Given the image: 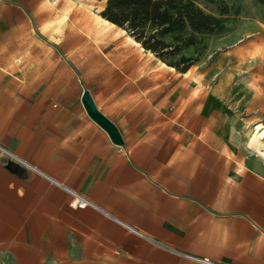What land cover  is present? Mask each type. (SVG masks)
I'll return each mask as SVG.
<instances>
[{"label": "crops", "instance_id": "obj_1", "mask_svg": "<svg viewBox=\"0 0 264 264\" xmlns=\"http://www.w3.org/2000/svg\"><path fill=\"white\" fill-rule=\"evenodd\" d=\"M82 9L0 3V264H264V174L219 87Z\"/></svg>", "mask_w": 264, "mask_h": 264}, {"label": "rangeland", "instance_id": "obj_2", "mask_svg": "<svg viewBox=\"0 0 264 264\" xmlns=\"http://www.w3.org/2000/svg\"><path fill=\"white\" fill-rule=\"evenodd\" d=\"M75 1L101 21L107 0ZM189 1L216 17L218 28L198 32L186 27L162 35L147 27L146 38L155 35L151 43L163 42L157 53L151 52L173 68L174 76L188 73L191 86L198 87L196 91H212L207 89L209 84L219 87L220 111L231 122L246 127L235 132L246 138L234 141L236 162L264 174V143L250 146L258 124L264 125V0Z\"/></svg>", "mask_w": 264, "mask_h": 264}, {"label": "trees", "instance_id": "obj_3", "mask_svg": "<svg viewBox=\"0 0 264 264\" xmlns=\"http://www.w3.org/2000/svg\"><path fill=\"white\" fill-rule=\"evenodd\" d=\"M102 17L131 34L143 48L158 52L163 42H152L155 35L146 38L145 28L161 31L162 35L183 31H214L219 20L189 0H107ZM140 30V32H138Z\"/></svg>", "mask_w": 264, "mask_h": 264}, {"label": "water", "instance_id": "obj_4", "mask_svg": "<svg viewBox=\"0 0 264 264\" xmlns=\"http://www.w3.org/2000/svg\"><path fill=\"white\" fill-rule=\"evenodd\" d=\"M82 102L90 118L102 127L110 136L113 143L124 145V140L116 124L105 116L97 107L89 90L84 89Z\"/></svg>", "mask_w": 264, "mask_h": 264}, {"label": "bare ground", "instance_id": "obj_5", "mask_svg": "<svg viewBox=\"0 0 264 264\" xmlns=\"http://www.w3.org/2000/svg\"><path fill=\"white\" fill-rule=\"evenodd\" d=\"M257 143H264V125L263 124H258V126L255 129V133L252 135L250 139V144H251L250 146H253V144H257ZM262 154L264 156V152Z\"/></svg>", "mask_w": 264, "mask_h": 264}, {"label": "built area", "instance_id": "obj_6", "mask_svg": "<svg viewBox=\"0 0 264 264\" xmlns=\"http://www.w3.org/2000/svg\"><path fill=\"white\" fill-rule=\"evenodd\" d=\"M9 0H0V3H4V2H8ZM49 2H51L53 5H57L59 0H48ZM72 195H74L77 200H76V203H75V207L77 208H85L87 207L90 202L88 200H86L85 198L77 195V194H74L73 192H71Z\"/></svg>", "mask_w": 264, "mask_h": 264}]
</instances>
